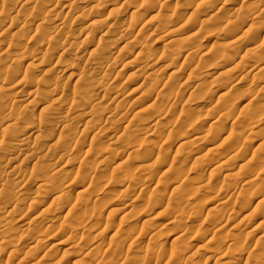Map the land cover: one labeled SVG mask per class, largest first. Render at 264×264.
Here are the masks:
<instances>
[{"label": "rangeland", "instance_id": "1", "mask_svg": "<svg viewBox=\"0 0 264 264\" xmlns=\"http://www.w3.org/2000/svg\"><path fill=\"white\" fill-rule=\"evenodd\" d=\"M56 1L0 0V264H264V0Z\"/></svg>", "mask_w": 264, "mask_h": 264}, {"label": "bare ground", "instance_id": "2", "mask_svg": "<svg viewBox=\"0 0 264 264\" xmlns=\"http://www.w3.org/2000/svg\"><path fill=\"white\" fill-rule=\"evenodd\" d=\"M53 1H54V0H53ZM57 1H58V0H57ZM57 1H56V2H57ZM147 1L149 2V0H147ZM147 1H145L144 5L147 4V3H146ZM46 2H47V1H46ZM58 2H59V1H58ZM41 3H42V2H41ZM148 4H149V3H148ZM71 5H72V4H71ZM71 5H70V6H71ZM211 5H212V3H211ZM93 6H94V5H93ZM121 6H122V5H121ZM53 7H54V6H53ZM56 8H57V7H56ZM76 8H77V7H76ZM159 8H160V7H159ZM9 9H10V8H9ZM50 9H51V7H50ZM50 9H49V10H50ZM62 9H63V8H62ZM71 10H72V9H71ZM8 11H9V10H5V9H4V11L2 10L1 12L7 13ZM50 11H51V10H50ZM219 11H220V10H219ZM9 12H10V11H9ZM56 12H57V11H56ZM83 12H84V11H83ZM144 12H146V11H144ZM47 13H48V12H47ZM136 13H137V12H136ZM55 14H57V13H55ZM216 14H217V13H215V15H216ZM46 15H47V14H46ZM51 15H52V14H51ZM213 15H214V14H213ZM258 15H259V14H258ZM159 16H161V14H160ZM159 16H158V17H159ZM4 17H5V16H4ZM55 17H56V16H55ZM76 17H77V16H76ZM138 17H139V16H138ZM158 17H157V18H158ZM164 17H166V16H163V18H164ZM214 17H215V16H214ZM134 18H135V17H134ZM157 18H156V19H157ZM159 18H160V17H159ZM159 18H158V19H159ZM163 18H162V19H163ZM166 18H167V17H166ZM169 18H170V16H169ZM97 19H98V18H97ZM160 19H161V18H160ZM164 19H165V18H164ZM237 20H238V19H237ZM71 21H73V20H71ZM93 21H94V20H93ZM132 21H133V20H132ZM222 21H223V20H222ZM136 22H137V21H136ZM159 22H160V21H159ZM262 22H263V21H262ZM74 23H75V22H74ZM91 23H92V22H91ZM157 24H158V23H157ZM163 24H164V23H163ZM253 24H254V23H253ZM259 24H262V23H259ZM259 24H258V25H259ZM263 24H264V22H263ZM65 25H66V24H65ZM94 25H95V24H94ZM97 25H99V24L97 23ZM228 25H229V24H228ZM232 25H233V24H232ZM21 26H22V25H21ZM68 26H69V25H68ZM68 26H67V28H68ZM99 26H100V25H99ZM235 26H236V25H235ZM263 26H264V25H263ZM24 27H25V26H24ZM62 27H63V26H62ZM73 27H74V26H73L72 24L69 26V28L71 29V32L73 31ZM256 27H257V25H256ZM256 27H254V28H256ZM22 28H23V27H22ZM74 28H75V27H74ZM97 28H98V26H97ZM97 28H96V29H97ZM99 28H100V27H99ZM62 29H63V28H62ZM70 29H69V30H70ZM223 29H224V28H223ZM8 30H9V29H8ZM27 30H28V29H27ZM57 30H59V28H58ZM60 30H61V29H60ZM67 30H68V29H67ZM62 31H63V30H62ZM3 32H4V31H3ZM16 32H17V31H16ZM58 32H59V31H58ZM64 32H66V31H64ZM68 32L70 33V31H68ZM123 32H125V31H123ZM25 33H26V32H25ZM59 34H60V33H59ZM195 34H196V33H195ZM104 35H105V34H104ZM251 35H252V34H251ZM84 36H85V35H84ZM86 36H87V35H86ZM86 36H85V37H86ZM67 37H68V36H67ZM71 37H72V36H71ZM103 37H104V36H103ZM189 37H190V36H189ZM16 38H17V37H16ZM30 39H31V38H30ZM256 39H258V38H256ZM32 40H33V39H32ZM175 41H176V40H175ZM239 41H240V40H239ZM239 41H238V42H239ZM255 41H256V40H255ZM27 42H28V41H27ZM178 42H179V41H178ZM181 42H182V41H181ZM187 42H188V41H187ZM195 42H196V41H195ZM234 42H235V41H234ZM238 42L235 43L234 45H232L233 48H238V47H240L241 42H240V43H238ZM171 43H172V42H171ZM230 43H231V42H230ZM168 44H169V43H168ZM178 44H179V43H178ZM195 44H196V43H195ZM228 44H229V43H228ZM231 44H233V42H232ZM164 46H165V45H164ZM229 46H230V45H229ZM233 48H232V49H233ZM240 48H241V47H240ZM64 49H65V48H64ZM178 49H179V48H178ZM230 49H231V48H230ZM65 50H66V49H65ZM175 50H176V49H175ZM102 51H103V50H102ZM56 52H57V51H56ZM63 52H64V51H63ZM5 53H6V52H5ZM60 53H62V52H60ZM193 53H194V52H193ZM9 54H10V53H9ZM52 54L54 55V53H52ZM55 54H57V53H55ZM188 54H189V53H188ZM191 54H192V53L190 52V55H189V56H191ZM60 55H61V54H60ZM62 55H63V54H62ZM92 55H93V54H92ZM174 55H175V54H174ZM14 56H15V55H14ZM189 56H187V57H189ZM54 57H55V56H54ZM239 57H240V56H239ZM58 58H60V56H58ZM189 58H190V57H189ZM16 59H17V58H16ZM54 59H55V58H54ZM58 61H59V60H58ZM59 62H60V61H59ZM56 67H57V66H56ZM72 69L74 70V67H72ZM75 69H76V67H75ZM80 70H81V69H80ZM65 71H66V70H65ZM63 72H64V71H63ZM77 73H78V72H77ZM80 73H81V72H80ZM16 74H17V73H16ZM73 74H74V73H73ZM84 74H85V73H84ZM69 75H70V74H69ZM17 76H18V75H17ZM78 77H79V76H78ZM243 77H244V76H243ZM9 78H10V77H9ZM71 78H72V76H71ZM21 81H23V80H21ZM216 83H217V82H216ZM19 84H20V83H19ZM8 87H9V86H8ZM52 87H53V86H52ZM200 87H201V86H200ZM232 87H233V86H232ZM16 92H17V91H16ZM49 92H50V91H49ZM234 92H235V91H234ZM17 93H18V92H17ZM2 94H3V93H2ZM255 94H257V93H255ZM13 96H14V95H13ZM48 97H50V95H49ZM51 97H53V95H52ZM59 97H60V96H59ZM59 97H58V98H59ZM224 97H225V96H224ZM224 97H223V98H224ZM54 98L56 99V101H58V100L60 101V99L62 100V98H60V99L57 100V96L54 97ZM0 100H1V99H0ZM23 100H24V99H22V102H23ZM52 100H54V99L52 98ZM19 101H21V100H19ZM38 101H39V100H38ZM59 101H58V102H59ZM241 101H242V100H241ZM16 102H18V101H16ZM25 102H26V101H25ZM27 102H29V100H28ZM33 102H34V100H31V101H30V103H31L30 106L32 105ZM36 102H37V101L35 100V102H34L33 104H36V105H37ZM24 104L26 105L27 103H24ZM28 104H29V103H28ZM60 104H63V103H60ZM60 104H59V105H60ZM121 104H122V103H121ZM38 105L40 106V104H38ZM119 105H120V104H119ZM242 105H243V104H242ZM16 106H17V105H16ZM19 106H21V102H20ZM41 106H42V105H41ZM41 106H40V108H41ZM245 106H246V105H245ZM11 107H12V106H11ZM43 107H44V105H43ZM119 107H120V106H119ZM228 107H229V106H228ZM29 108H30V107H29ZM47 108H48V107H47ZM117 108H118V107H117ZM193 108H194V110L199 109V107H197L196 105H195L194 107H192L191 109H193ZM224 108H225V107H224ZM226 108H227V107H226ZM42 109H46V106H45V108H42ZM191 109L189 110L190 112H191ZM47 110H49V109H46L45 112H46ZM40 111H42V110H40ZM40 111H39V112H40ZM77 111H78V108H77ZM192 111H193V110H192ZM39 112H38V113H39ZM80 112H81V111H80ZM80 112H79V113H80ZM82 112H83V111H82ZM184 112H185V111H184ZM196 112H197V111H196ZM77 113H78V112H76V114H77ZM187 113H188V112H187ZM256 113H257V112H256ZM17 114H18V113H17ZM40 114H41V113H40ZM49 114H50V113H49ZM199 115H200V114H199ZM240 115H241V114H240ZM75 116H76V115H75ZM77 116H79V115L77 114ZM80 117H81V116H80ZM187 117H188V116H187ZM7 118H8V117H7ZM142 118H143V117H142ZM246 120H247V119H246ZM263 120H264V119H263ZM87 121H88V120H87ZM89 122H90V121H89ZM89 122H88V123H89ZM91 122H92V121H91ZM89 125H90V123H89ZM212 127H213V125H212ZM210 129H211V128H210ZM161 130H162V129H161ZM63 131H64V130H63ZM97 131H98V130H97ZM258 131H259V130H258ZM229 132H230V131H229ZM229 132H228V133H229ZM136 133H137V132H136ZM262 133H263V132H262ZM36 136H37V135H36ZM64 136H65V135H64ZM28 137H29V136H28ZM33 137H34V136H33ZM33 137H32V138H33ZM115 137H116V136H115ZM24 138L26 139L27 137H24ZM24 138H23V139H24ZM29 138H30V137H29ZM36 138H38V137H35V140H36ZM110 138H111V137H110ZM134 138H135V137H134ZM150 138H151V137H150ZM152 138H153V137H152ZM156 138H157V137H156ZM25 139H24V140H25ZM263 139H264V138H263ZM27 140L29 141L30 139L27 138ZM33 140H34V138H33ZM28 141H27V142H28ZM65 141H66V140H65ZM150 141H151V140H150ZM184 141H186V140H184ZM21 142H22V141H21ZM58 142H59V141H58ZM132 142H133V141H132ZM147 142H149V141H147ZM187 142H188V141H187ZM187 142H185V143L188 144ZM249 142H250V141H249ZM24 143H25V141H24ZM30 143H31V142H30ZM126 143H128V141H127ZM134 143H135V142H134ZM152 143H153V142H152ZM32 144H33V143H32ZM36 144H37V143H36ZM137 144H138V143H137ZM182 144H183V143H182ZM15 146H16V145H15ZM179 146H181V144H180ZM184 146H186V145L184 144ZM260 146H261V145H260ZM18 147H19V145H18ZM25 147H26V146H25ZM182 147H183V146H182ZM15 148H17V146H16ZM177 148H179V147H177ZM21 149H22V148H21ZM17 150H18V149H17ZM17 150H16V151H17ZM135 150H136V149H135ZM14 151H15V150H14ZM22 152H23V151H22ZM238 152H239V151H238ZM18 154H19V152H18ZM64 154H65V153H64ZM137 154H138V153H137ZM7 155H8V154H7ZM231 156H232V155H231ZM231 156H230V157H231ZM233 156H235V155H233ZM233 156H232V157H233ZM253 156H254V155H253ZM184 157H185V156H184ZM251 157H252V155H251ZM14 158H15V157H14ZM30 158H31V157H30ZM42 159H43V158H42ZM8 160H10V159H8ZM36 160H37V159H36ZM175 160H176V159H175ZM230 160H231V158H230ZM254 160H255V158H254ZM256 160H257V159H256ZM256 160H255V161H256ZM10 161H11V160H10ZM10 161H9V162H10ZM259 161H260V160H259ZM7 162H8V161H7ZM45 163H46V162H45ZM252 163H253V160H252ZM178 164H179V163H178ZM258 164H259V163H258ZM206 165H207V164H206ZM197 168H198V167H197ZM199 169H200V168H199ZM45 171H46V170H45ZM54 172H55V171H54ZM76 174H77V173H76ZM53 178H54V177H53ZM195 181H196V180H195ZM190 182H191V181H190ZM193 182H194V181H193ZM52 183H53V182H52ZM146 183H147V182H146ZM51 186H52V185H51ZM37 187H38V186H37ZM198 189H199V188H198ZM26 191H27V190H26ZM190 191H191V190H190ZM258 191H259V190H258ZM41 192H42V191H41ZM187 193H188V192H187ZM25 194H26V193H25ZM37 194H39V193H37ZM244 205H245V204H244ZM77 220H78V219H77ZM69 224H70V223H69ZM66 225H67V224H66ZM71 227H74V226H71ZM75 227H76V226H75ZM91 230H92V229H91ZM61 231H62V230H61ZM32 232H33V231H32ZM155 233H156V232H155ZM159 233H160V232H159ZM151 234H152V233H151ZM160 235H161V234H160ZM170 235H171V234H170ZM179 236H180V234H179ZM120 239H121V237H120ZM84 240H85V239H84ZM103 240H104V239H103ZM63 241H64V240H63ZM58 245H59V244H58ZM108 245H109V244H108ZM170 245H171V244H170ZM109 247H110V246H109ZM204 249H205V248H204ZM183 250H184V249H183ZM164 251H165V250H164ZM88 253H90V252L88 251ZM132 260H133V259H132ZM158 260H159V259H158ZM160 260H161V259H160ZM168 261H169V260H168ZM158 262H159V261H158Z\"/></svg>", "mask_w": 264, "mask_h": 264}]
</instances>
